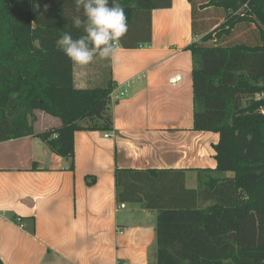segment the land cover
Listing matches in <instances>:
<instances>
[{
	"label": "trees",
	"instance_id": "trees-1",
	"mask_svg": "<svg viewBox=\"0 0 264 264\" xmlns=\"http://www.w3.org/2000/svg\"><path fill=\"white\" fill-rule=\"evenodd\" d=\"M188 1L200 36L186 46L193 129L219 135L216 167L196 169V188L185 186V169L116 168V201L156 211L155 264H264V0ZM116 2L127 17L125 49L150 45L152 10L171 6ZM76 15L74 0H0V142L35 136L72 159L75 131L113 129L112 80L75 88L57 45L65 32L83 35ZM35 110L60 127L35 132Z\"/></svg>",
	"mask_w": 264,
	"mask_h": 264
},
{
	"label": "crops",
	"instance_id": "crops-1",
	"mask_svg": "<svg viewBox=\"0 0 264 264\" xmlns=\"http://www.w3.org/2000/svg\"><path fill=\"white\" fill-rule=\"evenodd\" d=\"M151 23L150 45H119L112 59L97 58L84 68L73 64L75 88L112 80L117 98L111 101L109 136L75 131L72 159L55 155L35 136L0 142L4 264L156 262L157 213L143 203L121 207L114 170L185 169V186L196 188V169L216 167L219 135L193 129L192 57L186 46L200 36L191 31L189 1L153 9ZM33 117L35 132L61 125L40 110Z\"/></svg>",
	"mask_w": 264,
	"mask_h": 264
},
{
	"label": "clouds",
	"instance_id": "clouds-1",
	"mask_svg": "<svg viewBox=\"0 0 264 264\" xmlns=\"http://www.w3.org/2000/svg\"><path fill=\"white\" fill-rule=\"evenodd\" d=\"M77 12L73 27L83 35L74 39L65 32L57 40L58 47L77 67L84 68L95 59H112L117 45L127 32V17L116 0H74Z\"/></svg>",
	"mask_w": 264,
	"mask_h": 264
},
{
	"label": "built area",
	"instance_id": "built-area-1",
	"mask_svg": "<svg viewBox=\"0 0 264 264\" xmlns=\"http://www.w3.org/2000/svg\"><path fill=\"white\" fill-rule=\"evenodd\" d=\"M118 46H119V44L117 45V47H118ZM127 86H128V85H127ZM124 93H125V89H123L122 92H120L119 95L122 96ZM260 97L263 98L264 95H263V94H260ZM115 98H117V96H116V95L114 96V94L111 92V93H110V99H111V101L114 100ZM104 136H105V137L109 136V132H106V133L104 134ZM120 206H121V207H124V204H123V203H120Z\"/></svg>",
	"mask_w": 264,
	"mask_h": 264
},
{
	"label": "rangeland",
	"instance_id": "rangeland-1",
	"mask_svg": "<svg viewBox=\"0 0 264 264\" xmlns=\"http://www.w3.org/2000/svg\"><path fill=\"white\" fill-rule=\"evenodd\" d=\"M103 76H107V70H106V67L104 66L103 68ZM149 264H155V261L154 260H150Z\"/></svg>",
	"mask_w": 264,
	"mask_h": 264
}]
</instances>
